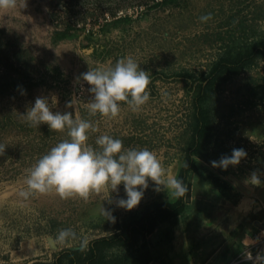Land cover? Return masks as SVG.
Here are the masks:
<instances>
[{"label":"rangeland","instance_id":"1","mask_svg":"<svg viewBox=\"0 0 264 264\" xmlns=\"http://www.w3.org/2000/svg\"><path fill=\"white\" fill-rule=\"evenodd\" d=\"M243 23L264 36V0H17L0 9V264L51 263L68 249L88 251L94 240L122 233L156 203L180 198L163 186L156 191L151 180L132 210L98 194L87 200L55 192L22 196L29 170L68 138L66 129L29 125L24 114L37 97L51 103L55 95L54 112L90 121L96 130H89L87 143L93 147L107 134L125 148H147L165 175L178 179L193 142L199 89L217 67L223 71L208 97L213 144L186 184L183 210L136 233L128 245H102L98 264H222L264 219V58L237 72L219 65L246 37ZM126 56L149 75V100L135 112L118 102L116 117L90 114V85L78 78ZM71 99L76 103L68 107ZM234 148L247 153L239 164L212 166ZM253 172L259 184L248 180ZM119 189L123 197L122 184ZM103 206L114 221L100 213Z\"/></svg>","mask_w":264,"mask_h":264},{"label":"clouds","instance_id":"2","mask_svg":"<svg viewBox=\"0 0 264 264\" xmlns=\"http://www.w3.org/2000/svg\"><path fill=\"white\" fill-rule=\"evenodd\" d=\"M16 3L17 0H0V9L14 7ZM210 16L209 13L200 19L207 20ZM80 78L90 85L88 91L92 95L86 107L92 115L99 113L116 117L120 112L118 102H126L135 112L149 100V75L131 56L117 60L113 66L90 67ZM56 103L55 95L51 97V103L48 97H37L24 114L30 126L47 124L50 130L66 129L68 138L51 147L29 170L25 181L27 190L21 192L22 196L55 192L61 198L77 196L87 200L90 195L98 194L105 198L104 202L132 210L141 202L149 180L155 182L156 191L163 186L171 195L178 197L183 194L181 181L165 175L161 161L153 151L125 148L121 139L107 134L98 136L95 141L98 147H93L87 143L89 130H96L92 123L72 112H54L52 109ZM75 103L71 99L67 106L72 107ZM2 150L3 145H0ZM246 155L243 148H234L231 155H222L211 164L227 169L230 165L239 164ZM248 180L252 184L261 182L255 172ZM121 184L123 197L119 196ZM113 194H116L115 199ZM100 213L110 216V221L115 220L111 210L105 206ZM257 261L264 264V256H257Z\"/></svg>","mask_w":264,"mask_h":264},{"label":"trees","instance_id":"3","mask_svg":"<svg viewBox=\"0 0 264 264\" xmlns=\"http://www.w3.org/2000/svg\"><path fill=\"white\" fill-rule=\"evenodd\" d=\"M124 19H117L113 23L121 21ZM243 35L246 37L238 41L229 50V54L224 57L219 65L228 67L227 72H237L240 69H245L251 67L256 63L259 58H264V36L256 37L253 32H255L254 27L251 23H243ZM249 32L251 35H249ZM249 35V36H248ZM233 48V49H232ZM222 68L217 67L211 73L210 80L199 89L197 99L195 102V124H194V137L191 148L188 152V160L183 166L178 179L182 183L184 192H186V184L191 178L192 174L197 171L198 168H202L201 163L198 159H206L208 157V150L212 146V134H211V120L209 113L208 97L211 95L214 87V80L218 79L222 74ZM0 74V91H4V86L1 83ZM13 86L20 88V81L12 80L9 83ZM24 87V86H23ZM177 202H162L156 203L153 208H150L139 221L129 222L125 230L120 234L113 236H106L100 239L94 240L88 251L79 249L73 250L68 249L61 253L53 262L37 261L32 264H98V255L100 252V247L102 245H107L108 247L114 244H125L128 245L136 237V233L143 234L150 231L153 228V224L161 219L165 220L178 215L184 208L183 195ZM239 246L231 248L224 258H226L229 253L236 252Z\"/></svg>","mask_w":264,"mask_h":264},{"label":"built area","instance_id":"4","mask_svg":"<svg viewBox=\"0 0 264 264\" xmlns=\"http://www.w3.org/2000/svg\"><path fill=\"white\" fill-rule=\"evenodd\" d=\"M254 226V230L241 240L236 252L229 253L226 258L223 255L222 264H259L257 256H264V219L256 221Z\"/></svg>","mask_w":264,"mask_h":264}]
</instances>
